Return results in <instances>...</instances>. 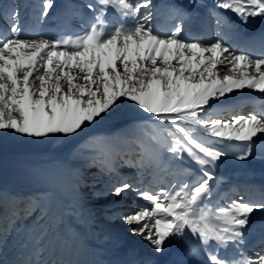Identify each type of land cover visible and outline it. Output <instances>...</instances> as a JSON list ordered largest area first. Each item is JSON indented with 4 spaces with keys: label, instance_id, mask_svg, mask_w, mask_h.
<instances>
[{
    "label": "snow or ice",
    "instance_id": "snow-or-ice-1",
    "mask_svg": "<svg viewBox=\"0 0 264 264\" xmlns=\"http://www.w3.org/2000/svg\"><path fill=\"white\" fill-rule=\"evenodd\" d=\"M214 4L244 24L249 18H264V0ZM84 7L91 13L86 30L55 38L28 35L18 10L7 13L8 28L0 33V134L72 138L129 112L142 114L145 124L166 125L168 160L190 159L201 166V175L158 193L128 182L110 188V195L124 197L131 191L148 202L134 204L120 219L136 225L128 230L148 243L153 256H165L179 244L187 254L200 256L201 264H264V225L261 250L249 257L242 247L250 218L264 211V189L252 201L241 192L226 205L211 206L214 169L230 155L227 149L233 142L243 145L235 159L251 156L257 140L264 141V112L232 119L210 115L235 90L264 96V55L237 53L222 38L208 43L185 39L182 19L164 31L153 0H93ZM52 8V0H42L41 20ZM215 9V23L223 26L227 17ZM173 15L179 19L183 14ZM222 68L238 74L221 79ZM230 244L236 255H221ZM132 264L157 262L148 258Z\"/></svg>",
    "mask_w": 264,
    "mask_h": 264
},
{
    "label": "rangeland",
    "instance_id": "rangeland-1",
    "mask_svg": "<svg viewBox=\"0 0 264 264\" xmlns=\"http://www.w3.org/2000/svg\"><path fill=\"white\" fill-rule=\"evenodd\" d=\"M171 1L188 6H208L209 9L214 3V0ZM89 2L93 0H52L53 8L48 17L41 20L42 0H0V33L6 32L7 13L13 9L18 10L20 23L28 35L55 38L83 32L91 16L84 7ZM188 17V14L180 17L184 29L182 36H186ZM210 18L209 34L218 37L212 13ZM116 19L112 17L113 23ZM236 74L223 68L218 73L221 79ZM225 100L224 104L217 102L210 114L212 118L232 119L233 115L254 113L264 96L244 89L235 90ZM251 102L253 106H250ZM141 116L129 112L118 120L102 122L72 138L37 140L0 134V264H9L12 260L19 264L29 259L46 264L45 260L55 248L61 255L49 260L48 264H70L64 260L65 255L67 260L69 256L78 255L77 261L93 264L90 252L75 251L76 239L71 231H66V221L88 232L92 253L99 261L104 256L121 258L116 246L139 236L128 230L136 225L129 226L120 217L132 211L134 204L148 206V202L131 191L124 197L110 195L109 189L128 182L141 190L158 193L162 188L178 187L200 177L201 173L195 168L201 166L190 159L182 163L168 160L165 146L169 138L163 131L168 126L145 124ZM193 135L197 133L194 131ZM151 137L157 139L153 141ZM200 138L205 142L214 139ZM227 151L230 155L214 169L217 190L222 183L219 171L240 163L235 159L236 150L229 147ZM174 164L182 167L176 172L169 170ZM154 178L156 182H153ZM57 197L65 205L64 217L57 212ZM232 197L231 193L221 195L217 206L226 205ZM2 207L6 209L2 211ZM88 215H91L90 219ZM139 240L146 243L140 237ZM30 250L35 254L30 255Z\"/></svg>",
    "mask_w": 264,
    "mask_h": 264
},
{
    "label": "bare ground",
    "instance_id": "bare-ground-1",
    "mask_svg": "<svg viewBox=\"0 0 264 264\" xmlns=\"http://www.w3.org/2000/svg\"><path fill=\"white\" fill-rule=\"evenodd\" d=\"M160 1L167 2L168 7L165 9H162L159 3L153 0L156 6L155 7L156 19L161 23V25L164 26V31H167V30H170L174 26L175 21L177 23L180 22V18L179 19L174 18L173 14L176 12L182 13L184 4H176L175 2L171 0H160ZM185 6L187 8V11L185 13L188 14L189 17L197 16L201 12L209 11L212 13L213 10L215 9L214 3L212 6V9H209L208 6H201V5L199 6L198 5H193V6L185 5ZM215 11L220 12L222 15L226 16L227 21L223 26H219V27L217 26L218 35L220 37L219 36L214 37L208 34L209 33L208 31L204 35V37H201L199 39L205 43L213 42L217 39L222 38L228 44V42L229 43L231 42L230 36L233 32L232 31L233 29H235L237 34L243 38V37H246L247 32L250 31L253 33H257L264 26V18H260V17L249 18V22L247 24H244L240 22V20L232 13H223V10H220V9H215ZM211 24L212 22L210 19L208 22V30L211 27ZM185 35L186 36H183L185 39H191L190 35H192V33L189 34L185 32ZM229 45L231 46V49L236 51L237 53L243 51L244 53L249 54L254 57H260L261 55H264V46L254 51L252 45H250L249 41L247 40H244L243 42L233 41ZM242 47L244 48L241 49ZM250 104H251L250 106H253V102H251ZM256 109L257 110L254 112L255 114L257 115L262 114V112H264V101L260 102L256 106ZM242 147L243 145H240L239 143L237 144L236 142H233V146H231L232 150H236V153H238L242 149ZM239 161L240 163H236L232 166H228L223 171H219L218 176L220 177L219 180L220 182L222 181V183H220L219 190H217V186H216L217 183L214 182V185H213L214 191L212 193L211 206L218 205L217 202L219 201L220 196L222 195L223 197V194L224 196H226V192H225L226 190H230L228 194L231 193L233 194V196H236V193L243 192L250 201L259 198V194H256L250 191L248 192L246 191V189L250 185L264 184V141L257 140V142L252 148L251 156H249L248 159L246 160H243V161L239 160ZM177 165L179 166L175 167V164H174V166L170 167L169 170H173L175 172L178 171L182 167V165L180 164H177ZM195 170L197 172H200V169L197 167L195 168ZM153 182H156L155 178L153 179ZM7 190L8 189H6V191ZM30 191L32 192V190ZM56 200H57L56 201L57 212L63 217L64 214H66L65 205L62 201L60 200L58 201V197L56 198ZM80 205L82 206V204ZM2 209L4 210L6 209V207H2L1 210ZM254 214H258L263 218L261 223L253 222ZM254 214L250 218L251 219V229L249 231V234L245 237L246 243L242 246L243 249L246 250L247 256L249 257H254L256 252H259L262 247V245L260 244L258 250H253L254 242L257 240H260V242L262 241L261 226L264 225V211H258V212H255ZM88 217L90 219L91 215H88ZM116 247L119 249L118 253L123 257L113 258L111 256H104L102 260L99 261L96 257H94V254L91 253L90 255L93 257V260H92L93 264H132V262L134 261L143 262L145 259H148V258H154L157 264H168V261L170 260L184 261L185 263H189V264H201L200 256L187 254L186 249L182 245H179V244H173L165 256H153L151 252V248L148 245V243L141 242L139 240V237H136V238L134 237V239H129L127 243H124L122 245H117ZM18 252H20V250ZM224 254H227L229 257L235 256L236 249H234L230 244L226 252L225 250L221 249V255H224ZM50 259L51 258L49 257V259L47 258L45 260L46 264L49 263ZM64 260L69 262L70 264L71 263L72 264H83L82 260L77 262L76 258L72 256H70L68 260L66 259V257H64Z\"/></svg>",
    "mask_w": 264,
    "mask_h": 264
}]
</instances>
